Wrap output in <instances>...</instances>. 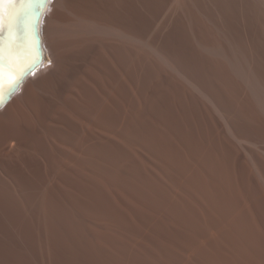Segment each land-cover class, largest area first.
<instances>
[{
	"label": "rangeland",
	"instance_id": "rangeland-1",
	"mask_svg": "<svg viewBox=\"0 0 264 264\" xmlns=\"http://www.w3.org/2000/svg\"><path fill=\"white\" fill-rule=\"evenodd\" d=\"M77 1L0 124V264H264V0Z\"/></svg>",
	"mask_w": 264,
	"mask_h": 264
},
{
	"label": "bare ground",
	"instance_id": "bare-ground-1",
	"mask_svg": "<svg viewBox=\"0 0 264 264\" xmlns=\"http://www.w3.org/2000/svg\"><path fill=\"white\" fill-rule=\"evenodd\" d=\"M24 1L25 0H6L5 4L3 6V23L0 24V46L5 47V49H6V51H5L6 60H8V62H10L11 66L13 67V71H6V70L3 69V71L5 73V90L19 76L20 71L22 70V68L24 69L25 66L29 65L30 61H33L34 50H33L32 46H31V41L29 39H28V42L26 41V38H25L26 34H24L22 32L17 33V32H19V31L22 30L21 29L22 27L20 26V29H19V26L17 25V21H16V15H17V12L20 9L21 3H23ZM49 1H50L49 2V5L47 6L46 10L44 11V13L42 15L43 17L41 18V24H42V27H41V36H42V40H43L42 42H43V48H44V62H43V64H41V67L40 68H37V70L35 72H32V74H30L29 76H27L25 78L24 82L20 85L19 89L14 94H12L11 99L8 102H6L0 108V124H6V125L7 124L8 125L10 124L11 126H14V127H17L19 124H21L20 122L19 123L17 122L18 120H16V117H15V120L16 121H14V120L12 121V119H14V116L16 114L19 115V114H22L23 113V111H22L24 109L23 108L24 107L23 106V103H24V101L27 98H29V97L32 98L33 95L36 96V93L34 94V91H35V88H37L35 86L38 85V82H40V80L43 79V78L45 79V76L46 77L47 76H51L49 74H51V72L54 71L53 67L55 66V60H56L55 59L56 58L55 57V55H56L55 47L58 46V42H57V40L54 41V39H55V33H54L53 29H52V23H51V21H52V13L54 12L56 5L61 0H49ZM84 1L93 2L94 4L95 3H101V4H103V6L105 5L104 3H107V4L110 3L111 5L112 4H117L118 5V2H122V3L124 2V4L129 5L130 8H131V10L129 11V14H131L130 17L135 18L136 20L137 19L139 20V19L142 18V13L139 12V10L137 9V6L135 5L136 4V0H84ZM145 1H146L145 2L146 5L152 6L154 4V2H155V5H156V1L157 0H145ZM88 2H86V3H88ZM143 2H144V0H143ZM81 3H84V2H80V5H81ZM86 3H84L85 5H83V6H85V8H88V7H86V5H87ZM160 4H162V2L159 3L158 5H160ZM90 6H91V4H90ZM97 6L95 5V7H97ZM103 6L101 5V7H103ZM107 6L108 5H106V7ZM95 7H94V9H95ZM109 7H110V5H109ZM111 7H113V5ZM126 7H128V6H126ZM104 8H105V6H104ZM107 8H106V10H103L102 9V12L103 11H109L108 9H110V8H108V9ZM151 8H153V7H151ZM158 8H159V6H158ZM91 9H93V7ZM154 9H156V7H154ZM154 9H152L153 12H154ZM88 10H86V11L88 12ZM92 11H94V10H92ZM92 11H90V12H92ZM95 11H97V9H95ZM114 11H116V10H114ZM156 11H157V9H156ZM159 11H161V9ZM159 11H157V13ZM97 12H96V14H98ZM115 13H117V12H115ZM100 15H104V13H100ZM153 17H155V15H153ZM149 18H150V16H149ZM55 44H56V46H55ZM49 63H51V64H49ZM20 111H22V113H18ZM17 118H18V116H17ZM14 122H17V124L14 123ZM11 241H12V239H11ZM11 241H8V242H11ZM0 242H1V240H0ZM5 244H7V243L0 244V248H3V250H4L6 247H9V245H7L5 247ZM8 249H10V248H8ZM6 251H7V249H6ZM20 252L18 251L16 253H20ZM0 256H2V254ZM240 259H242V258H240ZM236 260H238V259H236ZM58 261H60V260H58ZM64 264H70V262H66L65 261Z\"/></svg>",
	"mask_w": 264,
	"mask_h": 264
},
{
	"label": "water",
	"instance_id": "water-1",
	"mask_svg": "<svg viewBox=\"0 0 264 264\" xmlns=\"http://www.w3.org/2000/svg\"><path fill=\"white\" fill-rule=\"evenodd\" d=\"M49 0H25L20 5V9L16 15L17 25L22 27L21 31L17 33L26 34L25 38L31 41V46L34 50L33 61L20 71L19 76L7 87L3 94V100L0 102V108L11 99L14 94L24 82L25 78L35 72L37 68L41 67L44 62V48L41 36V18L43 13L49 5ZM49 8V7H48ZM23 35V34H22ZM30 43V42H29ZM0 67L6 71H13V67L6 59H0Z\"/></svg>",
	"mask_w": 264,
	"mask_h": 264
},
{
	"label": "snow or ice",
	"instance_id": "snow-or-ice-1",
	"mask_svg": "<svg viewBox=\"0 0 264 264\" xmlns=\"http://www.w3.org/2000/svg\"><path fill=\"white\" fill-rule=\"evenodd\" d=\"M6 0H0V24L3 23V6L5 4ZM5 47L0 46V59H6L5 57ZM12 85H9L11 87ZM5 91V73L3 71V68L0 67V102L3 100V94Z\"/></svg>",
	"mask_w": 264,
	"mask_h": 264
}]
</instances>
